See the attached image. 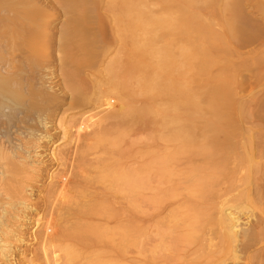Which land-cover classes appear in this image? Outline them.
<instances>
[{
    "label": "rangeland",
    "instance_id": "1",
    "mask_svg": "<svg viewBox=\"0 0 264 264\" xmlns=\"http://www.w3.org/2000/svg\"><path fill=\"white\" fill-rule=\"evenodd\" d=\"M68 1L76 6L73 16L85 23L90 16L89 0ZM42 2L49 5L48 27L40 35L48 44L54 41V47L46 51L40 64L57 98L40 101L39 108L49 125L41 130L52 142H42L36 152L30 147V153L24 151L33 163L9 174L4 192L9 188L10 196L0 191V203L8 211L1 232H8L11 242L8 256L0 250V264H48L51 255L59 256L57 264H219L229 258L230 249L222 242L216 223V175L224 147L216 140L225 130L243 129L231 140L239 147L230 145L236 151L224 167L236 164V178L256 173L251 160L260 162L258 153L252 155L246 149L251 141H261L264 113L259 105L249 103V95L260 97L264 87L258 82L252 89L247 82L250 69L264 62V46L255 53L260 62H249L232 77L226 72L228 79L223 80L231 87L238 78L246 88L241 90L244 102L238 116L227 100H213L206 89L200 92L198 49L205 52L203 59L208 62L202 65L204 77L220 66L218 62L251 61L247 48L233 51L224 38L222 48L216 50L215 40L224 37L219 23L228 18L232 39L238 37L234 42L251 38L253 21L264 18V0H245L246 14L241 15L231 12L234 0H221L229 12L223 19L216 13L218 0L207 4L198 0H134L132 4L98 0L95 6H104L111 21L118 24L111 36L115 47L116 31L120 33L119 47L125 51L118 63L111 45L80 32L83 24L65 40L62 32L73 24L65 22L64 6L60 0ZM251 5L260 17L251 16ZM200 34L206 36L198 39ZM117 64L131 69L117 72ZM86 81L90 91L84 90ZM117 102L124 104L122 111ZM74 165L81 166L72 177L77 184L73 183L74 191L65 203L60 191ZM105 172L134 174L141 186L131 193L124 185H112L111 179L102 181ZM247 187L242 185L236 193ZM83 202L92 203L93 210L79 219L73 211ZM247 208L249 218L243 216L247 218L244 222L255 223V214L264 218L261 204L250 203ZM53 220L57 227L50 236ZM77 221L95 230L83 239L72 236L68 229ZM131 224L133 238L122 240L120 229ZM97 232L102 235L98 237ZM242 256L239 264H264V242Z\"/></svg>",
    "mask_w": 264,
    "mask_h": 264
},
{
    "label": "bare ground",
    "instance_id": "2",
    "mask_svg": "<svg viewBox=\"0 0 264 264\" xmlns=\"http://www.w3.org/2000/svg\"><path fill=\"white\" fill-rule=\"evenodd\" d=\"M96 1L98 0H89L87 2L90 16L89 18L87 17L88 20L85 23H81L82 20L74 17L72 14L76 6L71 5L68 0H60L66 10L65 22L67 24L69 22L73 24L63 30L62 37L65 40L68 39L71 33L80 31L79 25L83 24L84 30L81 29L82 31L80 32L84 35H94L108 46L112 44L111 36L115 30H117L118 24L111 21L109 15L106 13L107 9H105L104 6L98 8L95 6L94 3ZM133 1L134 0H126V3L132 4ZM186 1L187 3H191L193 0ZM209 1L210 0H198V3L202 2L207 4ZM223 1L227 2L228 0ZM218 2L219 8L216 13L219 19H223L229 12L222 7L226 5L224 2H221V0H218ZM48 7L49 5L42 2V0H0V191L1 195L5 197L7 195L10 196L11 192L9 188L7 193L4 192L7 188L5 182L9 174L15 172V170H21L27 166H31L33 163L25 156V152L30 153L31 151L28 150L29 147L33 148L34 152H36L37 149L41 147L42 142L51 141V136L45 134L41 130V127L47 128L49 125H47L46 116L39 108L40 101L46 102L49 100H56L57 98L56 90L51 84V78L40 64L46 51H50L54 47V41L48 44L46 43V38L43 39L40 35V32H44L48 27L47 21L45 20V18H48L46 15ZM251 8V16L255 19L260 17V13L256 11L252 5ZM128 9L132 10V6ZM235 11L238 15H241V13L246 14L245 0H234V6L231 12ZM260 18L261 21L258 23L253 21V27L255 28L252 32L253 36L251 38L246 36L239 42H234V39H238L237 35L232 39L229 33L228 28L231 27V25L228 22L230 21L228 18L225 22L219 23L223 28L222 35L224 37L221 39L216 37L215 40L216 43L214 47L216 50L222 48L224 38L233 51H238L239 47L247 48L248 52L251 53V61L237 65L234 63L229 64V62H218L220 66L212 68V71L209 72L210 75L204 77L203 75L205 73L202 72V65H205V63L208 64V62L205 58L203 59L205 52L198 49V87L200 92L206 89L211 94L213 100L220 98L227 100L228 105L232 107L236 116L241 113L244 102V95L241 93V90H245L246 88L243 86V81L238 80V78L232 80L231 87L223 82V80L225 79L227 81L228 79L226 72H230L232 77L236 70L247 67L249 62H260L255 56V53L259 52L262 46H264V18ZM116 35V43L118 44H116L115 47L111 45L110 48H113L112 51L115 52L117 56L115 58L116 63H118L117 59L122 57L121 54L123 52L125 53V51L122 45L119 47L120 33L116 31ZM205 36L206 34H200L198 35V39H202ZM57 50L59 49L57 48ZM221 55L222 54H220V56ZM122 65L123 64H117V72L129 71L131 69L127 65ZM263 69V61H261L256 70H254V67L250 69V78L247 82L250 88L253 89L258 82H260V84L263 83L264 87ZM86 82L83 85L84 90L90 91V84ZM117 84L118 83L115 85ZM253 96L254 95H249L250 99H252L249 103H253L256 106L259 105L264 113V92L260 97L253 98ZM116 107L118 111H122L121 108L124 107V104L117 102ZM252 110L254 111V109ZM241 132H243V129L225 130L223 136L216 140L224 146L219 153L223 161L220 160L218 174L216 175L218 185L217 198L219 200L217 203L219 216L216 223L222 235V239H220L229 247L231 253L229 258L226 257L225 259H221L219 264H225L228 260H232L233 264H239L241 263L240 261L243 260V253L254 249L255 246L264 242V218L261 216L258 217L255 214L254 218L257 220L255 223H249V221L244 222L249 218L248 212L250 211L247 207H249L250 203L261 204L264 209V138L262 139V137H264V131L261 133V141L257 144L251 141V143L248 144L250 146L246 149L252 155L253 153H258V157L260 158V162L258 163H253V160H251L253 172L256 167V173L252 175V177L245 176L243 178H236L235 175L237 171L234 170V168L237 167L236 164L231 167H229V165L224 167L225 162L228 161L236 151L235 146L237 148L239 147L238 144L231 142V140L241 135ZM27 144L30 145L27 146ZM234 162L235 161L230 162V165ZM80 167L81 166L76 165L71 167V175L63 179V183L66 182V187L60 191V198H62L65 203L70 200V195L74 191L75 185L72 186L73 183L77 184V181L73 180L72 177L76 172L79 173ZM82 171L84 170L81 169V174ZM100 177L102 181L111 179L112 185H124L131 193H135L141 186L139 178L134 174L122 172L112 174L111 172H105ZM242 185H248L247 189L236 193ZM22 204L25 205V200H23ZM5 207L6 204L0 203L3 214H0V250L4 257L8 256V253L11 251L9 247L11 242L8 240L9 233L4 231L2 234L1 232L2 227L6 225L8 215V211ZM92 210V203L83 202L77 205L73 213L74 216H77L79 219H84L85 214ZM243 216L247 218L245 217V219H243ZM38 223L39 220H36L35 224L37 225ZM56 227L57 222L53 220L48 230L50 236L54 235L53 231ZM90 230L95 229L84 224L82 221H77L68 229V232L72 236L83 239ZM119 233L122 240H131L134 235L133 225L131 224L130 226L121 228ZM96 234L100 237L102 232H97ZM220 239L219 243L221 241ZM71 258L75 259L76 256L71 255ZM261 259L262 258L259 260ZM47 260L48 264H57L60 258L57 255H51Z\"/></svg>",
    "mask_w": 264,
    "mask_h": 264
}]
</instances>
